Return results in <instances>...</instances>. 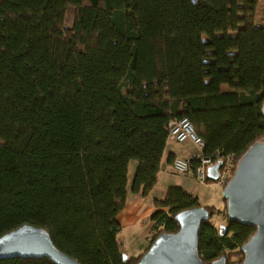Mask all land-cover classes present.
Instances as JSON below:
<instances>
[{
  "label": "trees",
  "instance_id": "16d2710c",
  "mask_svg": "<svg viewBox=\"0 0 264 264\" xmlns=\"http://www.w3.org/2000/svg\"><path fill=\"white\" fill-rule=\"evenodd\" d=\"M259 2L0 0V237L28 224L79 264H137L158 235L176 233L175 216L200 204L171 187L154 200L166 211L151 215L145 251L122 250L117 215L130 163L131 193L146 197L173 121L192 124L205 157L231 154L238 163L264 139ZM223 202L205 207L198 256L231 264L238 249L241 264L240 248L256 230L230 220L216 227L211 218L226 214Z\"/></svg>",
  "mask_w": 264,
  "mask_h": 264
},
{
  "label": "water",
  "instance_id": "95a60500",
  "mask_svg": "<svg viewBox=\"0 0 264 264\" xmlns=\"http://www.w3.org/2000/svg\"><path fill=\"white\" fill-rule=\"evenodd\" d=\"M221 165L218 162L208 168L210 182L217 181ZM222 200L230 221L256 230L240 248L245 257L241 264H264V139L252 145L236 163L235 171L222 189ZM209 219L208 210L202 206L180 212L175 216L178 231L158 235L137 264H225L224 257L204 263L198 256L200 227ZM12 258L79 264L54 246L46 230L28 224L0 237V261Z\"/></svg>",
  "mask_w": 264,
  "mask_h": 264
},
{
  "label": "crops",
  "instance_id": "0c3cea01",
  "mask_svg": "<svg viewBox=\"0 0 264 264\" xmlns=\"http://www.w3.org/2000/svg\"><path fill=\"white\" fill-rule=\"evenodd\" d=\"M227 90L228 87L227 89L222 91L227 92ZM194 152H196V149L189 142L184 144H176L167 141L166 148L162 156L161 167L163 168V170L160 169L157 182L153 187V189L148 194V196L141 197L139 195H134L131 192H128L127 190L126 203L123 209L117 215V220L121 228L120 233L123 230L136 229L135 231H128L125 237L119 236L120 233L118 234V237H120V239L117 238L118 243L119 245H121L122 250L127 256L138 257L145 251V249L148 246V241L153 226V223L150 221L151 215L158 210L166 211V209H158L154 205V200H163V199H159L158 197L152 196L153 193L160 191L158 190V187L161 185V182L162 184H169L168 189L171 187L178 186V185H170V182L165 178L168 173L167 169L170 166V163H168L169 158H171L172 160H174L175 158H186ZM160 173H164V174L161 176ZM187 177H190V175H188ZM179 188L183 189L185 192L189 193L190 195L198 198V202L200 206L210 207L209 206L210 204L202 201L199 195H194L191 191L185 189L184 187L182 188L179 186ZM141 224H146V228H141L142 232H139L137 227ZM130 233H134L135 235H137L139 241L135 242V240H131Z\"/></svg>",
  "mask_w": 264,
  "mask_h": 264
},
{
  "label": "built area",
  "instance_id": "2783aa9c",
  "mask_svg": "<svg viewBox=\"0 0 264 264\" xmlns=\"http://www.w3.org/2000/svg\"><path fill=\"white\" fill-rule=\"evenodd\" d=\"M167 140L176 144L191 143L196 152L186 158H175L169 166L171 174L192 175L200 184L207 183V170L211 166L221 162V168L218 169V179L215 183L221 188L225 186L231 178L234 167L236 166L235 158L229 154L221 155L219 152L210 157H205L202 153L204 149L203 141L195 134L192 124L187 119L173 121L168 126Z\"/></svg>",
  "mask_w": 264,
  "mask_h": 264
},
{
  "label": "rangeland",
  "instance_id": "374dc122",
  "mask_svg": "<svg viewBox=\"0 0 264 264\" xmlns=\"http://www.w3.org/2000/svg\"><path fill=\"white\" fill-rule=\"evenodd\" d=\"M257 16L254 20V24L256 27H263L264 26V0H260L259 6L257 8ZM75 16V10L73 7H68L66 11V22L65 25L67 28L71 27L72 22L74 20ZM227 89L226 85L222 86V90ZM168 141V140H167ZM171 142V141H169ZM195 148V147H194ZM196 149V148H195ZM136 163L132 162L129 166L128 171V184H127V190L128 192H131V183L133 179V175L135 172ZM167 175L166 180L170 182V185H178L177 187H184L185 189L191 191L194 195H199L202 199V201L209 203L211 208H216L218 210L223 209L224 202L222 200V189L221 186L215 182L211 183H205L200 184L192 175L190 177H187L188 175H180V174H171L169 172V167L167 169ZM164 173H160L162 176ZM169 187V184H162L158 187V190L156 193H153V197H158L159 199H164L167 189ZM204 207V206H202ZM229 219L227 218L226 214L224 212L220 213V215H214L211 218V222L215 224L216 227L220 226H226L227 221ZM222 224V225H221ZM141 228H146V224H141L137 227L139 232L141 231ZM136 229H129V230H123L119 236L125 237L128 231H135ZM120 239V237H118ZM130 239L135 240V242H138V236L134 233H130ZM238 249L230 254V262L231 264H236L241 256L238 253Z\"/></svg>",
  "mask_w": 264,
  "mask_h": 264
}]
</instances>
